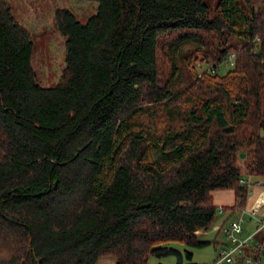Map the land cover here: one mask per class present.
<instances>
[{"label":"trees","instance_id":"obj_1","mask_svg":"<svg viewBox=\"0 0 264 264\" xmlns=\"http://www.w3.org/2000/svg\"><path fill=\"white\" fill-rule=\"evenodd\" d=\"M95 1L55 10L65 66L43 85L0 0V264L180 258L210 242L213 190L242 207L264 178V0Z\"/></svg>","mask_w":264,"mask_h":264},{"label":"rangeland","instance_id":"obj_2","mask_svg":"<svg viewBox=\"0 0 264 264\" xmlns=\"http://www.w3.org/2000/svg\"><path fill=\"white\" fill-rule=\"evenodd\" d=\"M10 5L13 7L15 16L17 20L28 30L30 36L34 42V51L32 62L39 82L43 85H53L60 80L63 69L65 66V36L59 31L54 13L59 7H67L72 10L75 15L81 20L85 21L87 17L95 11L96 1L95 0H8ZM182 51H189L190 44H184ZM180 56V55H177ZM183 57V56H182ZM180 58L181 67L187 70L185 67V61ZM162 58V56L160 57ZM200 58V57H199ZM162 66L167 69V58L162 60ZM166 62V63H164ZM194 62V60H192ZM196 66L201 68L206 66L205 62L199 63L196 61ZM205 64V65H204ZM184 65V66H183ZM229 69V66L222 65L218 70L220 73H224ZM187 74L185 75V77ZM242 166V173L245 174V169L243 167V160L239 161ZM264 182V181H263ZM259 186V185H258ZM221 196V195H220ZM224 197L225 195L222 194ZM221 198V197H220ZM214 199L216 200V194ZM264 211V208L263 210ZM261 211V212H262ZM218 212H216V216ZM264 218V212L260 214ZM230 219L225 221V225H228ZM254 223L243 222L242 226L245 228V232L250 233L253 229ZM250 228V229H249ZM247 233V234H248ZM237 236L239 235L236 232ZM260 232L256 233L255 239L260 237ZM210 242L203 247H194L191 245H186L179 242H172L171 246L178 249L181 257L178 254H168L161 256L157 259L155 256H151L149 259V264H157L159 260L164 264H176L178 259L180 264H188L190 262H196L200 264H210L217 255L216 248L221 244L229 243L223 230L218 232H210L206 235ZM204 237V236H203ZM189 250L192 252V257L189 259L186 257L185 251ZM216 251V252H215ZM262 263L264 264V255L261 256ZM95 264H116L115 258L112 255H103L96 260ZM224 264H249L246 260L238 258L236 261H227Z\"/></svg>","mask_w":264,"mask_h":264},{"label":"built area","instance_id":"obj_3","mask_svg":"<svg viewBox=\"0 0 264 264\" xmlns=\"http://www.w3.org/2000/svg\"><path fill=\"white\" fill-rule=\"evenodd\" d=\"M235 53L232 52L223 61L224 65L231 66L233 63ZM241 184H245L248 187V193L251 192V185H259L261 192L257 197L256 205L264 204V183L260 179L250 181L247 177L243 176L240 179ZM231 211L233 213V219L229 221L228 225L224 223L216 227V232L223 230L228 238V245L218 250V253L213 260L212 264H223L227 261H236L238 258L246 260L249 264H263L261 256L264 255V218L256 216V208L246 209L242 207H232L226 209L223 206H219L218 212ZM246 215H250V218H255L256 225L254 230L245 235L244 237L237 236L242 230V223L246 220ZM260 232V237L255 239L256 233Z\"/></svg>","mask_w":264,"mask_h":264},{"label":"crops","instance_id":"obj_4","mask_svg":"<svg viewBox=\"0 0 264 264\" xmlns=\"http://www.w3.org/2000/svg\"><path fill=\"white\" fill-rule=\"evenodd\" d=\"M247 178L250 181L255 180V179H260L262 182L264 181V178H256V177H253V176H247ZM260 192H261L260 187L257 186V185H253L252 184L251 185V192L248 193L246 201H245V205H244L245 208L248 209V210L252 209V208H256V211H255L256 214H257L256 216H258L259 218L261 217L260 214H262V212H264V211H262L263 208H264V204H261L259 206L256 205V203H257L256 200H257V197L260 195ZM215 194H216V200L214 199ZM222 194L225 195V196L223 197ZM212 197H213L214 204H216L218 206H232L234 204V202H235V196H234L233 189H217V190H213L212 191ZM231 216H233V213L231 211H224V212H221V213L218 212V215L216 216L213 224L210 227H208L207 229H200L196 233L199 235L200 238L207 239L208 238L206 236L207 234H209L210 232H214V231L216 232V227L221 225V224H223V223L225 224V221L230 219ZM250 221H252L254 223L253 229H252V231H253L254 227L256 225V220H255V218H250V215H246L245 222H250ZM247 233L245 232V228L242 226V230L239 233V235L245 236V235L249 234V233L248 234ZM225 246H226V244L225 245L224 244L219 245L218 248H216V251L219 250L222 247H225ZM217 253H218V251H217ZM157 259H160V258H157ZM159 262H161V261L159 260ZM212 262L213 261H211L210 264H212Z\"/></svg>","mask_w":264,"mask_h":264},{"label":"water","instance_id":"obj_5","mask_svg":"<svg viewBox=\"0 0 264 264\" xmlns=\"http://www.w3.org/2000/svg\"><path fill=\"white\" fill-rule=\"evenodd\" d=\"M240 156H242V157H243V156H244V152H240Z\"/></svg>","mask_w":264,"mask_h":264}]
</instances>
